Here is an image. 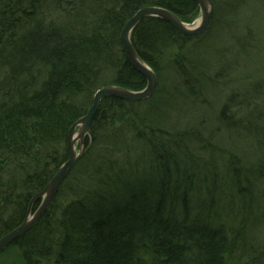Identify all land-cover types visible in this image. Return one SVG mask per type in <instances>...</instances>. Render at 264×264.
I'll return each mask as SVG.
<instances>
[{"label":"trees","instance_id":"16d2710c","mask_svg":"<svg viewBox=\"0 0 264 264\" xmlns=\"http://www.w3.org/2000/svg\"><path fill=\"white\" fill-rule=\"evenodd\" d=\"M148 5L185 20L199 11L194 0H0V238L23 222L33 196L67 159L68 131L95 91L106 82L132 90L146 84L126 59L120 31ZM217 10V28L222 23L231 31L226 42L242 49L264 23L263 0H217ZM211 27L198 40L209 43ZM165 38L185 36L152 16L132 34L149 65ZM209 45L197 56L211 59ZM197 59L179 71L187 82L174 92L200 103L217 83ZM212 61L217 77L239 74L247 87L230 89L208 131L200 120L175 132L162 127L164 99L151 110L139 107L152 98L103 99L91 127L94 147L37 225L0 253V264H264V158L248 169L220 140L247 130L264 146V81H246V66L236 62ZM63 189L69 196L61 204Z\"/></svg>","mask_w":264,"mask_h":264},{"label":"rangeland","instance_id":"374dc122","mask_svg":"<svg viewBox=\"0 0 264 264\" xmlns=\"http://www.w3.org/2000/svg\"><path fill=\"white\" fill-rule=\"evenodd\" d=\"M213 3H214L213 14H212L211 23H210L208 29L210 28V26H212L211 30L214 29L215 31H213V32H215V33L217 32V35L214 36L215 33L209 34V37H210L209 43L211 44V52L209 55H210L211 59H207L203 56H200V54H199V56H197V53H195L197 51H201L202 48L205 50L206 47H210V45H209V43H207V41L202 42L201 40H198V38H197L199 35L204 34V32L202 34L199 33L197 35H195V34L186 35L182 31H180L179 29L174 27L179 33H181L183 36H185V38H183L181 41L178 42L180 47H178L175 44L178 48H175L173 46V49H171V50L168 49V46H170L169 40L165 38L164 41H161L157 45L158 48L156 49L155 55L152 59L153 60L152 62L154 65H159V63L162 65H165L164 69L160 68L161 70H160V72H158L159 67H156L153 64L149 65L154 70V72L156 73L158 83H157V87H156L153 95L148 98V99H151V98L152 99L149 100L147 103L142 102L143 104L140 105L141 107H139V108H141V110L154 109L152 106V103L156 102L157 98L159 101L161 99H164L165 100L164 101L165 107H162V109H167V110H164V113L162 114V119L160 120L159 124H161L162 127L171 129L174 132L182 129L183 128L182 125L184 126L186 122L187 123L197 122L199 120L201 122H203V124L206 127L205 128L206 131H208V129L212 125V123L215 122L214 120L217 117L219 111L222 109V107H224V103H225L226 99L228 98V94L231 92L230 89H232L233 86L236 85V83H239V86L242 88L247 87L246 84L242 82L243 78L239 74H237L238 75L237 77H232L231 80H227L229 78L228 75L225 77H222V78L217 77L216 72L218 71V67L214 64V62L212 61V58L213 59L222 58L225 64H228L230 62H236L241 66H246V68L242 70V75H244L246 77V78H244L246 81L250 82L251 79L254 80L257 78H259V81H261V80L264 81V55L262 56V54L260 52V49H262V47H264V23H263V26H261L260 29H258L259 34H256L254 32V35L256 34V37L252 39L253 41H250V40L247 41L246 42V48L242 49V47L239 45V43H234L233 41H229V40L226 42V40L231 37V31L229 29L223 28L222 23H220V25L222 24L221 25L222 27L219 25V28H217V23L220 22L218 20L219 17H217V15H218V13H217L218 12L217 0H213ZM263 7H264V0H263ZM200 8L201 7L199 6L198 7L199 11L197 10V11H193L191 14L189 13V16L186 17L187 20L180 17L175 12H173V13L177 14L181 18V20L185 22L187 27L194 28L201 21V14L202 13H201ZM242 9L245 13L244 15L252 13V11L247 7H243ZM167 22H169V21H167ZM196 22H198L197 25H195ZM239 32H240L239 33L240 35L245 37L243 29H242V31H239ZM194 37H196V38H194ZM240 39L242 40L243 38L240 37ZM180 42H182V44H180ZM227 43L229 45L226 46ZM228 46L230 47V49H227ZM160 50L162 51V53H160L161 52ZM226 50H230V53H231V55L228 58H225V56H223V53H225V52L227 53ZM194 54L196 55V57L194 56ZM187 55H189L191 58L192 57H194L195 59L198 58L197 59V61L199 60L198 62H202L203 64L208 65L209 68L205 67V69H209V71H207L205 77H206V79L210 80V77L208 78V76L212 75V78H211L212 81L217 83V85H215V86L210 84V86H211L210 90L206 91L208 100H202L200 103L199 102L197 103V96L195 94L185 95L183 87L180 88V90H181L182 94H184V97L183 96L180 97L179 95H176V96L173 95V93H175L174 91L179 92V88L176 87L177 83H173L172 79H175L176 77L177 78L178 77L181 78V77L177 75L176 69L173 67H170V65L173 66V63L175 62V60L186 57ZM183 63H189V62H184V60H183ZM195 67H197V66H195ZM198 76L202 77L203 76L202 72L198 73ZM145 80H146V78H145ZM111 82H113V81H111ZM102 85H118V84H112V83L106 82V83H103ZM102 85L100 87H102ZM146 85H147V80H146V84L144 85V87ZM144 87H142L141 89H134V91L142 90ZM206 93H205V95H206ZM260 93L264 95L263 90ZM141 101H144V100L135 101V102H141ZM262 101H263L262 103H264V99ZM247 111H248V109H246V114H247ZM86 113L84 115H86ZM246 114H245V116H246ZM144 116H145L144 114L141 115V118ZM246 119L245 120L242 119V120H244V122H246V124H248ZM240 125L242 126V125H244V123H240L239 127H240ZM249 129L252 131V128L249 127ZM254 132L255 131H253V133ZM246 133H247V130L246 131L243 130L241 137H230L227 139H225V137L220 136L222 138L220 140H221V142H223V144H224L223 148H225L226 151L231 150L234 153H237V155H239L241 158L244 159V165L247 166L248 169H250L251 165L256 164L257 161H258V163H260L259 161L263 160V158H264V153H263L264 152V146L260 145L259 140H257V142H255L253 140L254 139L253 136L252 135L248 136L249 134L246 135ZM255 143L258 144V147ZM88 146H90V147L87 150V152L83 155L82 158L86 157L88 155V151L94 147V138L93 139L92 138H86L84 148H87ZM64 148L66 150L67 158H68L67 138L65 141ZM76 148L78 150H80V148H81L79 141L76 143ZM256 149H260L262 151V153L257 152ZM257 155H259V156L257 157ZM247 160H249L250 163ZM80 161H81V159H80ZM19 170H21V169L17 168V170L14 169L13 171L18 173ZM24 176H25V174L21 173L19 178L23 179ZM220 178H221V180H223L222 175ZM70 181H73V179H71ZM67 185H68V183L66 184L65 189L67 188ZM65 189H63L62 196L60 198V200L62 201L61 204L65 203L64 200H66V197L69 196V194H66ZM32 194H34V193H32ZM41 201H42V199L40 201L35 202L32 205L33 212H35L36 209L39 207ZM0 209H2V208L0 207ZM27 214H26V217H27ZM261 214H262V212H261ZM40 219L30 229H28V231H26L24 234H26L31 229H33L37 225V223L40 221ZM262 229H264V225L262 226ZM33 233H35V230Z\"/></svg>","mask_w":264,"mask_h":264},{"label":"water","instance_id":"95a60500","mask_svg":"<svg viewBox=\"0 0 264 264\" xmlns=\"http://www.w3.org/2000/svg\"><path fill=\"white\" fill-rule=\"evenodd\" d=\"M195 1L201 7L200 9L202 14L201 21L194 28L187 27L185 22L182 21L177 14L161 6H144L139 9L135 15L127 20L120 34V43L123 46L127 61L146 78L147 85L142 90L137 91L121 85H105L100 87L95 92L92 104L88 108L86 115L79 118L68 131L67 160L57 169L46 186L34 195L28 207L27 217L23 220V222L0 238V253L3 252L12 242H14V240L28 231V229H30L44 215L57 195L61 185L68 178L80 159H82L83 155L87 152L90 146L84 148V144L86 142V138L93 139L91 127L100 110L102 100L107 97H115L127 101H140L148 99L153 95L158 83L157 75L154 70L140 57L131 39V34L137 24L145 17H159L171 22L174 27L185 34H202L208 29L211 23L214 3L213 0ZM78 141L81 145L79 153L75 151V144ZM41 199L42 201L39 207L35 212H33L32 205Z\"/></svg>","mask_w":264,"mask_h":264},{"label":"bare ground","instance_id":"6f19581e","mask_svg":"<svg viewBox=\"0 0 264 264\" xmlns=\"http://www.w3.org/2000/svg\"><path fill=\"white\" fill-rule=\"evenodd\" d=\"M142 8V7H141ZM141 8H139V9H141ZM139 9H137L132 15H131V17L133 16V15H135V13L139 10ZM173 12V11H172ZM130 17V18H131ZM129 18V19H130ZM171 25H172V23L171 22H169ZM197 23L198 22H196V24L195 25H197ZM173 26V25H172ZM174 27V26H173ZM189 28H191V27H189ZM122 29H123V27H122ZM122 29H121V31H122ZM121 31H120V34H121ZM134 31V30H133ZM132 34H133V32H132ZM132 34H131V39H132ZM185 34V33H184ZM186 35H188V34H186ZM133 40V39H132ZM133 42V41H132ZM169 44H170V46H168V49H173V46L175 47V48H178V47H180V45L176 42V41H170L169 42ZM178 46H176V45ZM180 44H182V42H180ZM134 45V44H133ZM135 47V46H134ZM136 49V48H135ZM122 50H123V52H124V49H123V46H122ZM124 54H125V52H124ZM139 54V53H138ZM126 56V55H125ZM141 57V56H140ZM187 57V58H186ZM186 57H183V58H181V59H178V60H175V62L173 63V66L172 65H170V67H173V68H175L176 69V71H177V75H180L179 73V71H181V70H186L187 69V65H188V63H183V60H184V62H189V60L190 61H192L191 60V57L189 56V55H187ZM142 58V57H141ZM181 76V75H180ZM188 76H189V78H191L192 77V71L188 74ZM172 81H173V83H177V84H181V82L182 83H184V82H187L184 78H180V80L176 77L175 79H172ZM176 84V85H177ZM174 95H176V93H174ZM75 151L77 152V153H79V150L76 148V144H75ZM83 159V158H82ZM246 256V254L243 252V251H241L240 252V256H239V258L241 259V257H245Z\"/></svg>","mask_w":264,"mask_h":264}]
</instances>
